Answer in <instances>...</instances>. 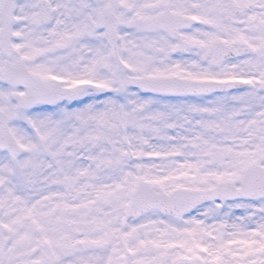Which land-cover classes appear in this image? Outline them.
Masks as SVG:
<instances>
[{
  "label": "snow or ice",
  "instance_id": "snow-or-ice-1",
  "mask_svg": "<svg viewBox=\"0 0 264 264\" xmlns=\"http://www.w3.org/2000/svg\"><path fill=\"white\" fill-rule=\"evenodd\" d=\"M0 264H264V0H0Z\"/></svg>",
  "mask_w": 264,
  "mask_h": 264
}]
</instances>
